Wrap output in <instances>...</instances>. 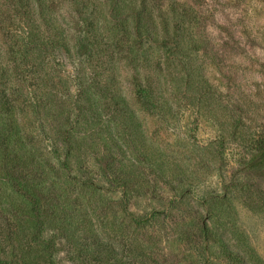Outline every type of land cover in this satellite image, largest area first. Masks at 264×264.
Segmentation results:
<instances>
[{"label": "trees", "instance_id": "16d2710c", "mask_svg": "<svg viewBox=\"0 0 264 264\" xmlns=\"http://www.w3.org/2000/svg\"><path fill=\"white\" fill-rule=\"evenodd\" d=\"M200 23L178 0H0V186L27 205L6 197L8 243L26 225L24 247L42 264H58L61 245L75 264L168 263L146 233L162 213L137 216L129 202L189 179L144 121L174 124L183 99L212 97ZM244 144L239 172L264 173V133Z\"/></svg>", "mask_w": 264, "mask_h": 264}, {"label": "rangeland", "instance_id": "374dc122", "mask_svg": "<svg viewBox=\"0 0 264 264\" xmlns=\"http://www.w3.org/2000/svg\"><path fill=\"white\" fill-rule=\"evenodd\" d=\"M178 1L199 12L209 39L198 64L212 97L193 108L183 99L174 124L159 128L150 118L144 121L149 142L175 146L181 156L179 169L189 179H178L154 194L137 189L129 213H162L146 233L167 264H264V173L239 172L240 162L252 150L244 142L253 144L264 133V0ZM107 195L115 198L114 209L128 223V215L119 209V193ZM6 197L27 207L8 186H0V228L7 220L15 221L1 214ZM24 229L27 233L26 225ZM0 230V259L5 264H42L24 247L29 248L26 233L8 243L4 228ZM119 255L127 259L130 252L123 249ZM57 260L75 264L65 245Z\"/></svg>", "mask_w": 264, "mask_h": 264}]
</instances>
